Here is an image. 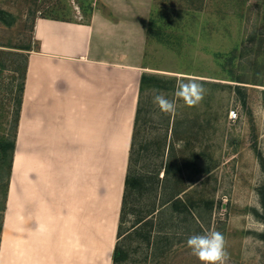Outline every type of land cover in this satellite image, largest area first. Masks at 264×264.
<instances>
[{
  "label": "rangeland",
  "instance_id": "374dc122",
  "mask_svg": "<svg viewBox=\"0 0 264 264\" xmlns=\"http://www.w3.org/2000/svg\"><path fill=\"white\" fill-rule=\"evenodd\" d=\"M93 1L0 0V138L14 140L11 159L0 151L2 264L6 193L21 154L20 87L36 47L33 23L38 16L87 19ZM146 63L160 80L140 92L133 168L144 184L121 220L119 211L124 235L115 237L120 250L112 264H201L186 240L212 230L227 241V264H264V221L257 215L264 185V0H155ZM191 78L206 90L194 107L174 97L177 81ZM157 92L175 100V115L153 103ZM230 108L238 111L234 120ZM123 165L111 164V182Z\"/></svg>",
  "mask_w": 264,
  "mask_h": 264
},
{
  "label": "crops",
  "instance_id": "0c3cea01",
  "mask_svg": "<svg viewBox=\"0 0 264 264\" xmlns=\"http://www.w3.org/2000/svg\"><path fill=\"white\" fill-rule=\"evenodd\" d=\"M154 2L94 0L84 20L35 19L21 154L6 193L5 264H112L140 78L151 69Z\"/></svg>",
  "mask_w": 264,
  "mask_h": 264
},
{
  "label": "clouds",
  "instance_id": "9594fccd",
  "mask_svg": "<svg viewBox=\"0 0 264 264\" xmlns=\"http://www.w3.org/2000/svg\"><path fill=\"white\" fill-rule=\"evenodd\" d=\"M205 93L203 84L191 78L187 82L177 81L174 97L183 100L187 106L194 107L203 100ZM153 103L164 114L175 115L176 113L175 100L168 99L163 93L157 92L153 96ZM186 246L201 264H227L229 259L227 241L219 231L212 230L203 234L190 235L186 240Z\"/></svg>",
  "mask_w": 264,
  "mask_h": 264
},
{
  "label": "trees",
  "instance_id": "16d2710c",
  "mask_svg": "<svg viewBox=\"0 0 264 264\" xmlns=\"http://www.w3.org/2000/svg\"><path fill=\"white\" fill-rule=\"evenodd\" d=\"M92 8V7H90ZM158 79L160 80V78L157 75L154 74H146L143 73L141 74V78H140V92L148 87V86H157V82ZM23 89V83H21V87L20 90L22 92ZM237 90L240 91L237 87ZM21 94V93H20ZM244 93L242 94V99L241 102L243 104L246 103L245 101V97H244ZM19 102V106H20V102L21 99L18 100ZM140 113V98H139V105L137 107V111L135 114V119H134V126H133V134H132V139H131V143H130V148H129V153H128V159H127V167H126V171H125V176H124V184H123V191H122V197H121V206H120V217L119 219L121 220V217L124 215L127 205L129 203V198L130 196L134 193L135 190H139L142 185L144 184V180L142 179L141 176L137 175L135 173V170L133 168L134 165V138L136 135V125H137V120H138V116ZM13 149H14V140L13 139H9L6 137H1L0 138V151H1V155L3 157H6L7 155L10 156V159L12 158V153H13ZM262 164V168H264V162L261 163ZM259 199H260V204H261V212H258V216L259 218L264 221V185L260 186L259 188ZM175 205H177V202L174 203ZM145 218V219H144ZM139 217L137 219V222H144L146 221L148 218L145 217ZM120 223L118 225V230H117V236H121L122 234L119 233L120 230ZM0 229H1V224H0ZM124 235V234H123ZM122 235V236H123ZM259 237L264 240V231L260 232ZM120 250L119 244L116 242L113 248V252H112V261H115L116 259H118V252Z\"/></svg>",
  "mask_w": 264,
  "mask_h": 264
},
{
  "label": "built area",
  "instance_id": "2783aa9c",
  "mask_svg": "<svg viewBox=\"0 0 264 264\" xmlns=\"http://www.w3.org/2000/svg\"><path fill=\"white\" fill-rule=\"evenodd\" d=\"M228 115H229V118L234 120L238 116V111L236 110V108H230L228 111Z\"/></svg>",
  "mask_w": 264,
  "mask_h": 264
},
{
  "label": "bare ground",
  "instance_id": "6f19581e",
  "mask_svg": "<svg viewBox=\"0 0 264 264\" xmlns=\"http://www.w3.org/2000/svg\"><path fill=\"white\" fill-rule=\"evenodd\" d=\"M2 263V262H1Z\"/></svg>",
  "mask_w": 264,
  "mask_h": 264
}]
</instances>
